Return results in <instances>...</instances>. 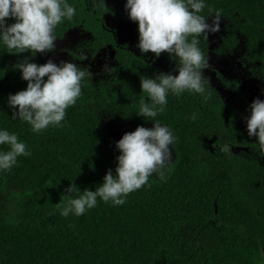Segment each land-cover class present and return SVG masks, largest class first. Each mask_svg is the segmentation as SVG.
Masks as SVG:
<instances>
[{
    "label": "trees",
    "instance_id": "1",
    "mask_svg": "<svg viewBox=\"0 0 264 264\" xmlns=\"http://www.w3.org/2000/svg\"><path fill=\"white\" fill-rule=\"evenodd\" d=\"M66 2L75 15L56 26V39L76 28L92 34L94 53L112 50L124 89L106 91L88 67L80 66L90 76L82 81L77 103L65 110L59 127L34 133L26 122L11 119L6 99L27 83L14 65L25 58L37 64L45 60L38 52L9 53L0 45V127L15 132L30 153L0 172V264H264V152L241 124L240 107L247 111L250 102L237 88L235 101L210 85L206 97L169 93L156 117L176 137L166 180L150 177L122 205L98 198L79 217L59 214L56 203L70 182L75 197L85 187L94 190L106 170L114 172L119 152L102 131L98 104L152 123L134 113L132 102L145 95L141 75L165 72L118 42L106 21L109 1ZM205 5L201 14L218 11L230 29L220 52L233 51L241 36L248 62L264 81V0H205ZM198 39L208 61V41ZM209 141L214 152L205 145ZM221 144H230L231 153L218 151ZM245 148L261 159L240 154Z\"/></svg>",
    "mask_w": 264,
    "mask_h": 264
},
{
    "label": "clouds",
    "instance_id": "2",
    "mask_svg": "<svg viewBox=\"0 0 264 264\" xmlns=\"http://www.w3.org/2000/svg\"><path fill=\"white\" fill-rule=\"evenodd\" d=\"M205 6V0H126L123 7L127 17L137 24L139 53L150 52L153 58L161 52L169 54L175 60V75L160 72L151 77L140 76V92L145 95H139L138 101L132 102L136 106L134 113L148 118L152 126L137 125L133 131L122 134L115 142L119 154L115 157L114 172L106 170L94 190L85 187L73 197L70 182L66 194L56 203L61 216L79 217L94 208L98 198L113 206L122 205L127 195L145 185L153 173L155 179L166 180L172 164L169 145L173 146L176 137L170 126L156 117L164 112L169 93L177 98L185 91L207 96L209 81L203 71L207 59L199 47L198 37L207 39L209 33L217 32L221 16L218 11L207 16L201 14ZM75 11L66 0H0V45L9 53L28 51L35 55L51 51L58 38L56 26L62 19H73ZM9 19L13 22L8 23ZM77 57L86 58L82 51ZM14 67L27 83L24 89L8 94L6 104L12 110L11 119L26 122L34 133L50 125L60 126L65 110L76 104L81 95L82 81L90 76L87 68L66 61L57 64L51 59L37 64L25 58ZM261 92L264 94V89ZM247 112L243 117L246 134L255 137L260 151L264 152V99L253 98ZM190 118L195 119L196 113ZM0 145H7L6 149L0 148V172L9 171L18 156L30 155L17 134L4 127H0ZM217 146L222 153L232 151L230 144Z\"/></svg>",
    "mask_w": 264,
    "mask_h": 264
},
{
    "label": "rangeland",
    "instance_id": "3",
    "mask_svg": "<svg viewBox=\"0 0 264 264\" xmlns=\"http://www.w3.org/2000/svg\"><path fill=\"white\" fill-rule=\"evenodd\" d=\"M107 1H109L112 10L106 18L110 31L116 36L119 43L130 47L136 54L141 55L136 47L138 40L137 24L128 19L127 11L123 7L126 0ZM229 34V26L221 18L219 30L208 34L206 40L209 44V55L207 67L203 70L208 78V85L215 88L227 100L235 101L236 95L234 89L236 88L243 92L250 103L253 98L264 99V94L261 92L264 89V81L257 77L253 66L247 60L244 39L241 36L238 37L237 45L233 51L220 52L223 39ZM93 42L94 37L92 34L81 28H76L69 31L63 39H55L54 48L51 51L38 53L43 57L45 62L51 59L57 64L61 61H66L73 62L78 66L88 67L94 74L97 86L105 87L106 91L112 93L122 92L124 84L121 79L120 70L113 59L112 50L105 48L98 53H94ZM81 51L86 56L84 60L77 59V55ZM141 56L160 67L165 73L172 72L175 75V60L171 59L169 54L161 52L159 57L153 58L154 54L148 52ZM108 69H112V71H108ZM227 83L229 86H227ZM98 106L101 112L100 123L102 131L114 143L123 133L133 131L137 125L146 128L152 126V123H139L123 111L101 104H98ZM240 108L242 111L240 119L241 124H243V117L247 116V111L242 107ZM205 145L214 152L215 145L213 141H209ZM169 149L172 153L173 162L176 157L174 145H169ZM238 151L251 160L261 159L251 148ZM151 177L156 178L154 173Z\"/></svg>",
    "mask_w": 264,
    "mask_h": 264
}]
</instances>
